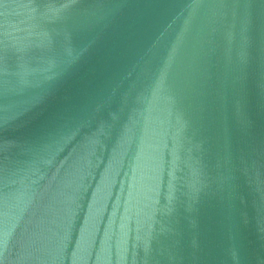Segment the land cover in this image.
<instances>
[{
	"label": "water",
	"instance_id": "1",
	"mask_svg": "<svg viewBox=\"0 0 264 264\" xmlns=\"http://www.w3.org/2000/svg\"><path fill=\"white\" fill-rule=\"evenodd\" d=\"M0 264H264V0H0Z\"/></svg>",
	"mask_w": 264,
	"mask_h": 264
}]
</instances>
